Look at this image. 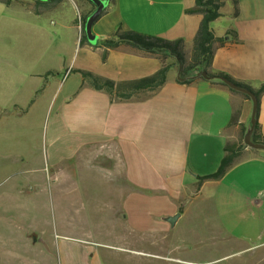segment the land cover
Segmentation results:
<instances>
[{
  "label": "crops",
  "instance_id": "obj_1",
  "mask_svg": "<svg viewBox=\"0 0 264 264\" xmlns=\"http://www.w3.org/2000/svg\"><path fill=\"white\" fill-rule=\"evenodd\" d=\"M62 1L12 0L10 5H0L36 16ZM104 1L102 13L93 23L98 44L83 43L87 48L81 69L123 81L150 75L160 67L155 55L126 43L109 49L102 61L101 40L117 28L170 40L182 38L186 53L190 51L201 19L199 13L185 11L194 0ZM78 2L80 12L91 7L87 0ZM210 26L217 37L234 31L224 45L215 47L210 71L224 72L257 88L264 82V0H238L236 15L231 0H224L221 16ZM177 70L172 66L166 82L152 95L134 100H118L96 90L69 68L64 81L56 78L59 70L45 71L43 76L53 73L56 78L50 88L51 76L45 77L39 93L53 102L55 110L48 130V162L59 166L79 157L87 164L94 163L101 178L111 184L112 189L106 192L107 200L113 201H104V207L113 210V223L120 232L163 235L175 228L189 209H204L208 203L214 227L219 225L228 237L246 244V249L259 251L257 258L264 261V250L260 255V247L264 249V150L245 147V156L223 177L195 188L197 176L214 172L226 142L247 127L252 102L208 79L181 83ZM34 74L32 70L27 73L32 80L26 92H32L31 96L39 86V75ZM25 76L24 68L14 62L0 68V103L7 101L2 95L7 94L11 104L21 106L23 82L19 77ZM235 109L239 111L237 122L228 125ZM258 123V133L264 138V93L259 99ZM204 191L208 198L203 200L200 195ZM179 208L180 215L171 220ZM60 249L61 264H101L98 254L87 245L62 242ZM39 250L26 237L21 250L0 255V264H40Z\"/></svg>",
  "mask_w": 264,
  "mask_h": 264
},
{
  "label": "rangeland",
  "instance_id": "obj_2",
  "mask_svg": "<svg viewBox=\"0 0 264 264\" xmlns=\"http://www.w3.org/2000/svg\"><path fill=\"white\" fill-rule=\"evenodd\" d=\"M0 6V68L14 62L26 74L19 77L21 106L11 104L7 94H2L7 101L0 103V255L21 250L28 237L39 246L40 264H61L62 242L91 247L101 264H264L257 258L259 251L246 249L219 225L214 227L208 203L204 209H189L163 235L115 228L113 210L104 207L111 184L94 163L79 157L59 166L48 162V130L55 110L39 93L45 77L51 76L52 88L56 78L65 80L67 68L81 75L87 47L79 43L78 0H63L36 16ZM93 25L89 30L84 26V32L86 41L96 45ZM30 70L39 75L34 96L26 92ZM47 70L60 72L56 78L53 73L43 76ZM233 139L241 140L240 133ZM200 197L207 199L208 192ZM150 236H157L152 243Z\"/></svg>",
  "mask_w": 264,
  "mask_h": 264
},
{
  "label": "trees",
  "instance_id": "obj_3",
  "mask_svg": "<svg viewBox=\"0 0 264 264\" xmlns=\"http://www.w3.org/2000/svg\"><path fill=\"white\" fill-rule=\"evenodd\" d=\"M36 1L44 3L51 0ZM87 1L91 4V7L85 12H80L79 18L76 19V22L79 23L80 27V44H83L87 40L84 32L85 21L95 9L93 2L91 0ZM0 2L5 5H10L12 0H0ZM231 2L233 6V15H236L238 13V0H231ZM223 3L224 0H194L193 6L185 10L187 13H199L201 15L198 28L192 39V45L188 53L185 51L184 41L182 38L170 40L134 30H122L117 28L114 32L110 33V35L101 40L100 47H102V50L100 56L102 61L106 59L109 49L116 48L120 44L126 43L144 51L145 53L155 55L160 60V67L150 75L123 81H114L89 70L80 69L79 71L82 81L96 90H104L113 94L118 100H134L147 98L156 92L166 82L168 70L172 66L178 68V63L181 64L179 75L187 77L181 81V83H189L197 79H204L201 76L196 78H189V76H192L199 70H205L208 74L226 78L254 93L257 98V109L255 113L256 122L252 133V140L254 142L264 143V138L258 133L259 99L264 93V82H262L257 88H253L246 83L234 80L224 72H211L209 69L212 63L215 47L217 45H224L229 40L231 33H234V31L229 30L224 36L217 37L213 33L210 26V23L213 20L221 16ZM211 81L218 82L226 87L230 92L239 93L243 97L250 99L247 94L230 88L218 78ZM238 114L239 111L237 109L232 111L228 125H232L237 122ZM245 130L246 128H242L240 132L241 140L226 142L224 146V154L214 172L197 176V181L195 182L196 189H199L201 184L206 180L220 179L229 168L242 159V154L244 148L246 147L243 143ZM180 212L181 209L179 208L178 212L171 216L170 219L174 221L180 215Z\"/></svg>",
  "mask_w": 264,
  "mask_h": 264
},
{
  "label": "water",
  "instance_id": "obj_4",
  "mask_svg": "<svg viewBox=\"0 0 264 264\" xmlns=\"http://www.w3.org/2000/svg\"><path fill=\"white\" fill-rule=\"evenodd\" d=\"M91 1L95 5V9L87 17V19L85 21L84 26H85V29H87V30H89V28L91 29V25L93 24L95 19L100 15L101 11L103 10V7L105 6L104 0H91ZM180 68H181V64L178 63L177 79L178 80H184L187 77H182L179 75ZM200 76L203 77L204 79H208V80H213V79L218 78L220 81L224 82L230 88H232L238 92L247 94L249 96V98L252 102V110H251L249 122L247 124L246 130H245L244 135H243V143L248 148L264 150V143L263 142H254L252 140V133H253V130L255 127V122H256L255 113H256V109H257V98L254 95V93H252L250 90H248L244 87H241V86L235 84L234 82H232L226 78L216 77L215 75L208 74L205 70H199L195 74H193L192 76H189V78H196V77H200Z\"/></svg>",
  "mask_w": 264,
  "mask_h": 264
}]
</instances>
